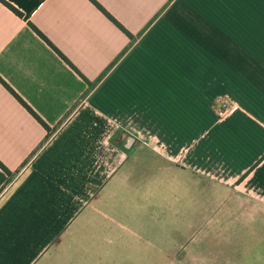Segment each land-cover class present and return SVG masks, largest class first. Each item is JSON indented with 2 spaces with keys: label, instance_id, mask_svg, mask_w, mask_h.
I'll use <instances>...</instances> for the list:
<instances>
[{
  "label": "crops",
  "instance_id": "0c3cea01",
  "mask_svg": "<svg viewBox=\"0 0 264 264\" xmlns=\"http://www.w3.org/2000/svg\"><path fill=\"white\" fill-rule=\"evenodd\" d=\"M93 1L0 0V264H264V0Z\"/></svg>",
  "mask_w": 264,
  "mask_h": 264
},
{
  "label": "trees",
  "instance_id": "16d2710c",
  "mask_svg": "<svg viewBox=\"0 0 264 264\" xmlns=\"http://www.w3.org/2000/svg\"><path fill=\"white\" fill-rule=\"evenodd\" d=\"M93 3H95L93 0H91ZM8 8H10L14 13H16L17 15L20 16V13L14 9L12 6H10L9 4L5 3L4 1H2ZM96 4V3H95ZM96 6L116 25H118L120 27V25L104 10L102 9L98 4H96ZM33 28V30L45 41H47L45 39V37L33 26H31ZM127 35H129L126 31H124ZM48 42V41H47ZM48 44L50 46H52L49 42ZM54 48V47H52ZM56 50V49H55ZM58 52V51H56ZM58 54L64 59V61L77 73L78 71H76V69L58 52ZM80 75V74H79ZM0 82L8 89V91L18 100V102L42 125V127L47 131L48 135L51 133V129L22 101V99H20V97L14 93V91H12L1 79ZM0 168L2 169V171L8 176H11V173L0 163Z\"/></svg>",
  "mask_w": 264,
  "mask_h": 264
},
{
  "label": "built area",
  "instance_id": "2783aa9c",
  "mask_svg": "<svg viewBox=\"0 0 264 264\" xmlns=\"http://www.w3.org/2000/svg\"><path fill=\"white\" fill-rule=\"evenodd\" d=\"M215 110H216V113H217L219 116L224 115L225 112H226V104H223V103H218V104H216V106H215Z\"/></svg>",
  "mask_w": 264,
  "mask_h": 264
}]
</instances>
